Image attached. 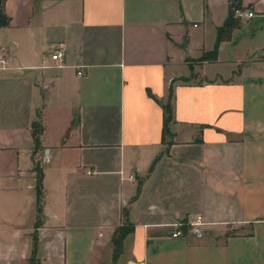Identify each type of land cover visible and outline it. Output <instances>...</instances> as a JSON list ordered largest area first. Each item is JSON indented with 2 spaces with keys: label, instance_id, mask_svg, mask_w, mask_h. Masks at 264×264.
<instances>
[{
  "label": "crops",
  "instance_id": "0c3cea01",
  "mask_svg": "<svg viewBox=\"0 0 264 264\" xmlns=\"http://www.w3.org/2000/svg\"><path fill=\"white\" fill-rule=\"evenodd\" d=\"M239 6L208 60L231 0H0V264H264V0Z\"/></svg>",
  "mask_w": 264,
  "mask_h": 264
},
{
  "label": "trees",
  "instance_id": "16d2710c",
  "mask_svg": "<svg viewBox=\"0 0 264 264\" xmlns=\"http://www.w3.org/2000/svg\"><path fill=\"white\" fill-rule=\"evenodd\" d=\"M239 3L240 0H231V10L226 18L225 22L222 26L217 28V36L216 41L213 49L209 51L207 54H205L203 57L208 60H213L216 57V50H217V44L224 40L225 38H228L230 35L231 30L238 25L237 18L234 17L233 11L235 9H239ZM2 15L0 14V22H1ZM172 120V105L169 101L163 104V134L164 136L166 134H170L169 125ZM36 126V133L41 132L42 128L40 125ZM42 170L40 167H36V176H37V194L39 198V206H38V218L37 221H40L41 219V210H40V196H41V187H42ZM132 230V224L128 222L127 218L125 217V223L117 227L114 232L111 235V245H112V262H114L117 257L120 255L122 250V240L123 238ZM29 264H37L32 258L29 261ZM112 264V263H111Z\"/></svg>",
  "mask_w": 264,
  "mask_h": 264
},
{
  "label": "built area",
  "instance_id": "2783aa9c",
  "mask_svg": "<svg viewBox=\"0 0 264 264\" xmlns=\"http://www.w3.org/2000/svg\"><path fill=\"white\" fill-rule=\"evenodd\" d=\"M246 16H252L251 12L248 13H243ZM51 59L53 60H62L65 57V49L62 45H59L58 47H56L54 49V52L51 53L50 55ZM0 64L1 66H4L5 64V60L3 58H0ZM78 74H81V71L77 72ZM48 150H45V155L44 158L47 160L48 159ZM184 225H187V229L190 233L194 234L197 237H202L203 235V230L202 227L203 225H205V222L203 220V217L200 215H196L194 217H192L191 219H188L186 222H176L174 223V231L171 233L172 237H179L182 235V231L180 230V228Z\"/></svg>",
  "mask_w": 264,
  "mask_h": 264
},
{
  "label": "rangeland",
  "instance_id": "374dc122",
  "mask_svg": "<svg viewBox=\"0 0 264 264\" xmlns=\"http://www.w3.org/2000/svg\"><path fill=\"white\" fill-rule=\"evenodd\" d=\"M228 231H232V230H228Z\"/></svg>",
  "mask_w": 264,
  "mask_h": 264
}]
</instances>
